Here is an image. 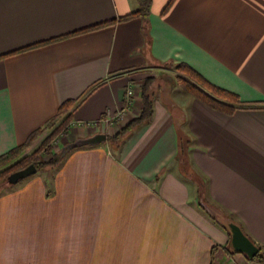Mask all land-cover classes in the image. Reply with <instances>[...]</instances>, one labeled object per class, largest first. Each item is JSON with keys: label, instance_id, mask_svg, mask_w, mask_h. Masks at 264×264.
<instances>
[{"label": "crops", "instance_id": "crops-1", "mask_svg": "<svg viewBox=\"0 0 264 264\" xmlns=\"http://www.w3.org/2000/svg\"><path fill=\"white\" fill-rule=\"evenodd\" d=\"M139 8L0 0V156L69 99L61 117L103 123L131 89L128 123L142 111L147 73L170 62L257 106L227 114L194 96L155 100L153 117L119 147L73 149L3 189L0 264H258L233 250L230 222L264 255V0H151L147 17L122 19ZM181 125L193 140L187 173Z\"/></svg>", "mask_w": 264, "mask_h": 264}, {"label": "trees", "instance_id": "trees-1", "mask_svg": "<svg viewBox=\"0 0 264 264\" xmlns=\"http://www.w3.org/2000/svg\"><path fill=\"white\" fill-rule=\"evenodd\" d=\"M139 2H140V8L137 11L130 13L129 15L123 17L122 19H129V18H132L134 16L147 17L150 13L151 0H139ZM170 3H171V1H170ZM103 25H104L103 23H100V24L95 25L91 28H96V27H100ZM87 29L88 28H86L84 30H87ZM177 67L182 71L188 72L191 75V77H193L202 87H204L205 89L211 90L214 93L215 96L210 95V94L206 93L200 87L195 86V84L188 82L187 80L183 79L182 77H178L181 85L185 89H187L194 97L202 100L207 105H209L210 107H212L216 110L222 111V112L227 113V114H233L237 109L249 107V106H257V105H254L252 103L242 101L240 96L237 95L236 93L228 91L226 89H223V88L211 83L209 80H207L205 77H203L198 71H196L194 68H192L190 65H188L186 63H179ZM150 83H151V79H147L145 81V83L143 84V87H142L141 98H142L143 107H142V111H141L140 115L138 117L132 119L131 121H129L121 131H119L117 134H115L113 139H115V140L120 139L124 134L128 133L129 131H131L136 126H140L142 124H145L146 122H148L153 117V115H154V103H153L151 96L148 94V89H149ZM76 101L77 100H74V99H69V100L65 101L60 106V108L58 110V114L56 115V117L52 118L48 123H46L45 127L34 131L23 144L18 145L17 147H15L14 149L5 153L4 155H1L0 156V167H2L7 160H9L13 157H17V156H19V154L21 152H24L25 150H27V148L30 145H32L33 142L35 140H37V138H39L43 134L45 129L53 127L55 122L57 121V119L60 118L62 115L66 114L69 111V109L75 104ZM69 119H71V115L67 114L64 117V120H65V122H68ZM57 131H58V129H55V131L52 133L53 136L56 134ZM51 136L43 142V145L40 147L39 150L48 146L47 143L52 138ZM192 141H193L192 138L190 137L189 133L186 130L178 128V156H179V159H180V162L182 165V169L185 173L190 171L189 170L190 169V158H189L188 151H189V148L192 144ZM62 159H64V157ZM33 162L37 166V168L42 165V163H39L37 161H33ZM54 163H55V159H52L49 162H47V164H54ZM59 163H61V162H59ZM59 163L57 164V166L59 165ZM17 164H19V163H17ZM17 164L9 167L5 171L0 172V179H3L4 176L6 177L8 174L16 171V169L19 170V169H22V168L29 165L27 163H25V164L20 163L22 166L17 167ZM187 166H189V167H187ZM196 180H198L200 190L202 189V191H203L204 189H206L205 188L206 184H205L204 178L196 176ZM5 182H6V179H5ZM15 185L9 184V187H14ZM214 251H215V247H214ZM252 260L257 262L258 264H264V255L259 252V254H257L254 258H252Z\"/></svg>", "mask_w": 264, "mask_h": 264}, {"label": "rangeland", "instance_id": "rangeland-1", "mask_svg": "<svg viewBox=\"0 0 264 264\" xmlns=\"http://www.w3.org/2000/svg\"><path fill=\"white\" fill-rule=\"evenodd\" d=\"M177 66H178L177 63L170 62V63L162 64L161 66H158V67H153V69H150V71L147 73V76L144 78V81L140 84L138 93L140 95L142 94L143 84L145 83L147 79H151V83L148 89V94L151 96L154 105H155V100H162L168 103H171L172 100H174L176 103L184 102V100L187 97L191 98L193 97V95L181 85L178 77H182L188 82L195 84V86L200 87L206 93L215 96L211 90H208L202 87L193 77H191V75L188 72L180 70ZM131 105L126 106V107L130 108ZM128 110L126 113L129 112ZM102 121L103 123L98 122V123H91L88 125L74 124V122L71 121V119H69L68 122H65L64 117H60L57 119L54 126L51 128L45 129L46 132L44 131L43 134L39 138H37V140H35L32 145H30L27 148V150H25L24 152H21L19 156L13 157L7 160L5 164L2 167H0V172L7 170L9 167L16 165L17 163H19L17 164V167H19V166H22L20 163L31 164V163H34L33 161L42 163V165L38 167L39 168L38 170L44 169L46 167L55 168V166H57V164L63 160L62 158L63 157L65 158L66 155L73 150V149L70 150L64 156L62 155V147L65 144L72 142L76 140L77 138H79V137H76L75 135L76 131H77L76 133H78L79 127L80 128L84 127L88 130L96 129L97 132H101L100 128H102L103 129L102 132L107 133L108 135V140L102 144L108 145L110 147H119L123 141V138L127 135V133L124 134L118 140L113 139V137L115 136V134L121 131L126 125L127 122H124V117L123 118L117 117L113 121H110L108 123L104 122L105 119H103ZM179 127L185 130L182 125ZM55 129H58V131L53 136L52 133L55 131ZM50 136L52 138L47 143L48 146L39 150L40 147L43 145V142L46 139H48ZM52 159H55V163L47 164V162H49ZM6 177L4 176L3 179H0V191H2L3 189L7 187L10 188L7 181L5 182Z\"/></svg>", "mask_w": 264, "mask_h": 264}, {"label": "water", "instance_id": "water-1", "mask_svg": "<svg viewBox=\"0 0 264 264\" xmlns=\"http://www.w3.org/2000/svg\"><path fill=\"white\" fill-rule=\"evenodd\" d=\"M108 135L104 132H97L87 137H79L76 140L65 144L62 147V155L64 156L70 150L83 146H95L105 143ZM38 168L34 163L10 173L6 181L10 185L18 184L23 179L37 173ZM231 233V247L234 251L244 253L248 258L252 259L260 252V248L252 241L241 229V227L233 222L228 224Z\"/></svg>", "mask_w": 264, "mask_h": 264}, {"label": "built area", "instance_id": "built-area-1", "mask_svg": "<svg viewBox=\"0 0 264 264\" xmlns=\"http://www.w3.org/2000/svg\"><path fill=\"white\" fill-rule=\"evenodd\" d=\"M132 96H133V91L131 89L128 90V97H127V105L129 106L132 104ZM129 108L125 107L124 109L118 111L115 114L110 115L109 117L104 118L106 123L113 121L115 118L120 117L123 118L125 116V113L127 112Z\"/></svg>", "mask_w": 264, "mask_h": 264}]
</instances>
